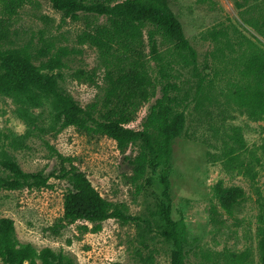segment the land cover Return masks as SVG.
I'll use <instances>...</instances> for the list:
<instances>
[{"label":"rangeland","instance_id":"obj_1","mask_svg":"<svg viewBox=\"0 0 264 264\" xmlns=\"http://www.w3.org/2000/svg\"><path fill=\"white\" fill-rule=\"evenodd\" d=\"M237 1L168 0L195 50V55L184 53L186 59L173 56L170 70L177 85L174 93L183 99L187 116L182 134L173 141L170 161L172 216L182 233L187 264H260L264 118L251 117L235 102L231 82L240 77L244 58L256 47L264 49L260 31L264 0H249L243 7ZM80 16L74 20L49 0H34L12 19L9 46H40L45 39L57 48L67 47L70 54L60 84L83 106H100L106 85L101 56L97 48L80 43L78 36L88 24L105 23L106 17L84 12ZM144 59L154 93L129 124L135 127L162 94L161 82L154 80L160 75L148 46ZM80 70L95 71V81L79 78ZM36 100L39 104L28 106L36 119L33 124L13 95L0 94V156L7 151L25 171L50 175L58 165L54 149L71 155L101 194L123 207L129 219L109 218L98 231L91 230L92 223L77 220L55 233L68 183L50 177L49 187L0 190V218L14 219L18 244H30L38 263L43 250L51 249L61 251L71 264H171L175 244L162 234L166 223L158 203L167 199L159 173L152 185L138 190L114 139L65 125L49 99L41 95ZM220 180L245 190L244 200L232 214L215 196L214 185Z\"/></svg>","mask_w":264,"mask_h":264},{"label":"trees","instance_id":"obj_2","mask_svg":"<svg viewBox=\"0 0 264 264\" xmlns=\"http://www.w3.org/2000/svg\"><path fill=\"white\" fill-rule=\"evenodd\" d=\"M49 1L74 20L81 18L80 12L106 17L105 23L88 24L78 36L80 43L97 48L101 56L106 84L101 105L83 106L60 84L65 59L70 54L67 47L57 48L45 39L40 46L33 47L32 43L9 46L14 34L10 29L12 19L34 0H0V94L13 95L24 107L25 117L33 124L36 119L28 106L39 104L36 99L42 95L65 118V125L75 126L93 136L114 139L138 190L152 185L155 174L159 173L167 199V202L158 203L166 223L162 234L175 244L170 254L171 264H187L182 233L172 216L170 178L173 141L182 134L187 118L182 108L183 99L174 93L177 85L171 80L170 70L175 61L173 56L186 59L185 54L195 55L180 19L168 0ZM248 1L238 0L237 4L243 7ZM262 25L259 30L264 35V15ZM145 46L149 47L150 58L158 67L160 77L156 76L154 80L161 82L162 94L135 127L129 124L136 120L137 111L154 93L151 89L154 81L144 59ZM77 74L81 79L95 81V71L80 70ZM239 76L237 81L231 82L235 102L251 117L264 118V49L256 47L244 58ZM12 143L16 144V141ZM54 154L58 165L47 175L43 171H25L13 155L3 151L0 156V190L49 187L50 177L67 182L64 213L53 227L55 233L77 220L92 223L91 230L98 231L102 222L109 218L129 219L123 207L101 194L73 156L56 149ZM223 184L222 180L215 184L214 193L221 207L232 214L244 200L245 190L241 186ZM212 213L216 220L217 209L214 208ZM84 228L90 229L88 225ZM259 248L260 264H264V234ZM0 258L3 264H71L61 251L51 249L43 250L41 263H38L30 244H18L15 221L11 217L0 218Z\"/></svg>","mask_w":264,"mask_h":264}]
</instances>
